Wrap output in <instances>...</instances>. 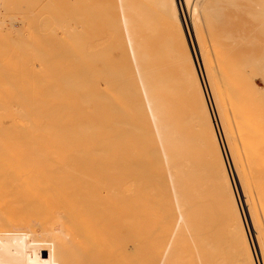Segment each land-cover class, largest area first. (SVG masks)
I'll list each match as a JSON object with an SVG mask.
<instances>
[{"label": "bare ground", "instance_id": "1", "mask_svg": "<svg viewBox=\"0 0 264 264\" xmlns=\"http://www.w3.org/2000/svg\"><path fill=\"white\" fill-rule=\"evenodd\" d=\"M49 1L0 0V264H225L221 263V259L227 264H256L248 230L243 229L244 234L240 232L239 236L237 231L227 235L223 229L219 234H205L203 231L202 221L209 228L220 224L224 226L233 215L226 218L225 214L220 213L217 218L211 216V220L200 217L195 220L198 225L186 216L187 208L207 212L208 208L227 206L239 211L234 181L228 170L226 156L222 154L224 150L219 144V132L225 141L229 165L236 174L248 213L252 204L247 176L240 164L244 157V161L249 158L248 162L245 161L249 165L245 166L250 171L247 172L254 190L260 194L259 200L264 202V116L261 114L262 117L258 118L257 115H260L258 112L264 113V110L259 111L264 102L261 98L258 102L261 95L264 98V88L259 89L260 96H256L257 103H263L261 107L256 103L259 105L257 107L255 99L251 101L247 98L249 93L258 92L253 81H248L249 84L243 81L250 90L246 89L248 94L239 85L240 90L245 91L239 97L238 93H234L233 85L238 78L232 76L243 80L240 75H236V72L227 76L229 72H223V76L227 74L228 80L232 77L230 80L235 82L232 84L227 79L222 82L223 76L217 78L219 74L214 73L217 66L212 65L216 68L213 70L211 64L215 62L211 63L208 57L211 49L213 53L211 45L216 50L221 45H216L215 41L225 38H212L217 35L219 28L218 25L214 27L212 22L218 19L215 16L222 12L220 8L223 7L213 8L224 0H217L219 3L204 0L209 4L204 6L203 12L200 11L202 17L206 13L204 21H209L203 24H211L205 27L206 32H209L207 34H210L206 38L211 42L209 51L204 36L197 32L196 20H199L197 17L200 14L197 16V10L194 9L189 10L191 14L188 16L192 21V31L199 49L197 56L200 69L207 83L211 103L198 76L197 59L193 61L184 39L178 0H157L158 9H166L168 14L165 21V17L159 19L160 23L164 25L165 22L164 28L170 26L178 30L175 38L164 36L157 39L148 35L151 32L145 34L143 23L127 21L134 18L133 14L126 21L123 17L129 24L125 25L128 27L124 26L126 29L123 25L120 27L125 35L119 29V18L122 15L118 14L117 18L116 13L121 9L120 13L123 14L124 11L128 12L125 9H129L137 11L139 15L145 9V3H141L143 0H135L136 3L130 0L132 4L127 8L125 6L129 2L127 5L124 4L125 0L120 1V4L117 2L120 9L115 10L113 6L116 3L113 0H104L107 4L115 3L113 6L101 5L102 0L101 3H95L100 0H71V9L76 18L71 17L68 26H74L73 34L75 30L79 32L80 27L94 30L96 25V29H101H97L101 32L97 34L98 39L99 36L103 39L104 31L107 33L112 27L114 30L111 32L121 30L117 33H121L123 38L116 32L114 34L117 37L110 31L108 35L105 33L107 39L109 35L115 37V40L118 38V44L117 41L113 43L112 39L108 41L113 43V54L108 55V48V51L104 49L111 57L103 56L104 51L102 55L100 52L110 43H106L104 37L105 40L100 38V41L108 45H100L91 29L88 32L93 31L95 35L91 33L93 36L90 38H93L89 41L95 39L101 49H94L90 45L94 43L92 41L87 45L88 48H84L86 53L81 56L75 55L78 53L76 50H83L82 47L74 51L73 46H69L73 57H67L62 50L61 55L58 43L62 45L61 42L68 38L69 32L64 34V38L61 37L64 30L69 29L60 27L61 31L64 30L59 33L60 28L58 30L55 26V19L48 16L52 11L48 12L49 3H52ZM180 1L186 4L187 9L191 7L190 0ZM79 3L80 15L79 10L78 13L76 11ZM94 3L101 8L103 15ZM24 7H27V11H24ZM148 8L146 11H149ZM202 8L203 5L200 10ZM216 10L221 12L217 14ZM33 12L37 16L35 20ZM249 14L248 17L254 15L258 24L237 35L244 34L245 41L251 37L248 44L253 46L255 33L264 36V3L256 6L253 15ZM80 16L82 26L77 21H80L77 19ZM156 16L148 17L152 20ZM99 17L103 19L99 20L101 23L97 21ZM106 17L116 19L120 25L117 22L116 27V21L111 22L112 19ZM104 19L111 24H106ZM96 21L99 23L95 24ZM102 22H106V28ZM147 22L151 28L153 22ZM157 29L153 25L150 31L156 32ZM229 32H226L225 41L236 40V35ZM51 39L54 40L53 45ZM50 45L56 48L53 47V62L47 56ZM222 48L226 49L225 46ZM235 48L231 46V49ZM93 49L98 50L96 52L101 58H92L98 55L94 54L96 52ZM90 50L92 53L88 52ZM222 50L214 52L217 55V51ZM228 50L231 51L226 49V52ZM263 53H260L262 57ZM246 55L237 60L245 59ZM249 55L246 57L250 58ZM261 56L260 61L264 59ZM225 58H219V61ZM248 58L244 63L253 68L252 65L256 64ZM250 59L254 61L255 58ZM224 60L223 70L227 64ZM259 64L260 73L257 69L251 70L252 73L256 70L261 74L264 83V65L262 62ZM233 67L232 64L231 71ZM239 80L238 84L241 82ZM243 95L250 102L242 98ZM252 95L250 97L255 98ZM243 99L250 105L245 104ZM224 100L233 125L227 116ZM243 105L248 107L244 108ZM214 117L220 126L218 133ZM102 134L108 137L102 138ZM217 145H220V152ZM117 170V177H120L118 180H121V185L117 180L119 187L126 184L120 188L122 191H119L116 180L113 181ZM118 194L123 198L118 197ZM259 205L261 209L264 208V204L259 202ZM157 219L161 223L158 226L160 231L164 226H171L175 231L186 230L189 225L192 233L188 232L182 237L173 233L175 239H158L155 233ZM256 228L257 225L252 224L255 236ZM259 242L256 238L260 264H264V247Z\"/></svg>", "mask_w": 264, "mask_h": 264}, {"label": "rangeland", "instance_id": "2", "mask_svg": "<svg viewBox=\"0 0 264 264\" xmlns=\"http://www.w3.org/2000/svg\"><path fill=\"white\" fill-rule=\"evenodd\" d=\"M82 1V0H81ZM80 1V2H81ZM89 1V0H88ZM93 1H95V0H93ZM103 2V4L101 3V0H100V2L98 1H95V3H101V5H104V4H107V2H105L104 0H102ZM120 1L122 2H124V0H113V2H115V3H113V2H109L107 5H110L111 4V6H113L114 4H115V6H113L114 7V10L116 9V8H118V9H120V7H118L119 5H117V2H118V4H120ZM191 1V2H190ZM190 1H188V2H190V5H191V7L193 6V8H191V7H189L188 6V9H187V7H185V3H183V2H181L180 0H178L177 2H179L180 3V5H179V3H178V14H179V17H180V21L182 22V30H183V35H184V39L186 40V44H187V47H188V51L190 52V55H191V57H192V59H193V61H195V59H197V66L199 67V69H198V67H196V69L198 70V76H199V78L201 79V83H202V85H203V90H204V93H206L205 95H206V97H207V99L209 100V103H211V101H210V97H209V94H208V92H207V83H205V78L202 76V71H201V69H200V61H199V59H198V56H197V52L199 51V49H198V44H197V40L195 39V36H194V31H192L193 29V27H192V21L190 20V14H191V10H194V9H196L197 11H195L196 12V15L197 16H199V14H200V17H197V19H199V20H196V23H197V32L198 33H201L200 35H202V36H204V40H206V43H205V45L207 46L206 48H207V50L209 51V49H211V48H213V53H211V51H212V49L210 50V52H208L209 54H208V57L212 60L211 61V63L212 62H215V63H212L211 64V66L212 65H214V66H217L215 69L216 70H218L217 72H215L214 71V73H218L219 74V76H218V74H217V78L219 79V78H221L222 76H223V72H226L227 74H228V72H229V74L227 75V74H225L224 76H232V75H234V73H236L237 72V74L236 75H240V77H241V79H243V80H239V77H237V76H232V77H236V79L238 78V80L239 81H241L240 82V84H238L239 82H237L238 80H236V83H234L233 84V82H235V80H230V81H232V84L235 86V90H234V93H236V95H237V93H238V95H239V97H240V95H242L245 91L244 90H246L247 89V87H246V85L244 84V82L243 81H247V84H249L248 83V81H253L252 83H253V85H255V87H257L258 88V92L257 91H254V93L253 92H251L253 95H255L254 97L255 98H253V97H250V95H251V93H249V88L247 89V90H249L248 92H247V90H246V92L245 93H249L248 95L249 96H247V94L245 95V96H247V98L249 97L250 98V100L252 101V100H254V102H255V104L257 103V99H256V96H257V98H258V96H260V94L259 93H261V92H259L260 90L259 89H261L262 88V90H263V88H264V83H263V81L261 80L262 78H260L261 77V74L259 75V73H260V71H259V67H260V62H262V64L264 65V57H262L261 56V54L264 52V50L262 49V48H264V36H262L261 34H259L257 31V33H255L254 34V36H255V41H253V46H251L250 44H248V41H249V39H251V37L250 38H247L248 40H246L245 41V39H243L244 38V34H240V35H237L238 34V32H240V31H242V30H244V31H249V29H250V27H252L254 24H258V21H257V19H254V15H253V11L255 10V8H256V6L257 5H261V4H263L264 3V0H230V1H228V0H224V2L222 1V3L220 2V1H217V0H215V1H217V3H219L220 2V4H215V8H213L214 10L215 9H217V8H220L219 6H221V7H223V8H220V10L222 11H220V10H216V13L218 14V11L219 12H221L218 16L214 13V15H216L215 17L216 18H218L217 20H213V21H215V22H212L213 24H214V27H215V25H218L219 26V28L217 29L218 31L216 32V34L217 35H215V36H213V35H211V36H213L212 38L214 39V40H216L217 38L219 39V37H222L223 38V36L226 38V34H228V33H226V32H229V34H232L233 36L234 35H236L235 36V38H237L236 40H234V41H230V40H226L225 41V38L224 39H222V40H218V41H215V42H213V43H215L216 45H217V43H218V46H219V44L221 45V46H219V47H216V45L214 44V46L216 47L215 49L216 50H222V49H224V48H222V46H225L226 47V49H230L231 51H227L226 52V49H224V50H222L221 52L220 51H217L218 52V54L216 55L215 54V52L214 51H216V50H214V47H212L213 45H211V48H210V45L209 44H211V42H210V40H208V39H206L207 38V36L208 35H210V34H207V33H209V32H206L207 30L205 29V27H207V25H208V23H207V25L205 26L203 23L204 22H209L207 19H206V21H204L205 19H203V18H207L206 17V13L204 14V17H202L203 16V14H201L200 13V11H202L203 12V9H204V6H206V4H209V2L208 1H202L201 2V0H190ZM194 1V2H193ZM198 1H199V3H201L202 5H203V8L200 10V7H202V5L201 4H199L198 3ZM225 1H227V2H225ZM49 2H52L51 3V5H50V3H49V9H48V12L50 11V10H52V11H50L49 13H48V16H53V18L55 19V22H54V24H55V26L58 28H66V27H68V29L69 30H67L66 31V29L64 30V29H62V31L64 30V32H63V36L61 37V38H64L66 35H64V34H68V32H69V34H68V38H65V40H63V42H61V43H63L62 45L60 44V43H58L60 46H61V48H60V50L59 51H63V54L64 55H67V57H68V55L69 56H72V54L73 53H71V52H73V51H70L71 49L69 48V46H73L72 48L74 49V51H75V49H77V48H81L82 47V51H80V49L79 50H76L77 52V55H75V56H79V54H80V56L82 55V54H85L86 52H85V50H84V48L86 47V48H88L87 47V45H89L90 44V42H92V41H89L91 38H93V37H95V39H96V37H97V39H98V32H100V31H98L97 29H100V28H97L96 29V25H95V27L94 26H92V27H94V30L93 29H91L90 27H89V29H88V27H87V30H85V28H83L82 29V27H80L81 29L79 30V28H78V31L79 32H77V30H75V34L76 35H78V36H74L75 34H73L74 33V29L72 28V27H74V26H72L71 27V25L70 26H68L69 24H70V22H69V20H70V18L71 17H74V15L75 14H73V11H72V7H71V5H70V2H71V0H53V1H49ZM90 2H92V1H90ZM127 2H129V3H127ZM134 2H135V0H134ZM145 3V5H146V3L148 4L147 6H145L144 5V3ZM203 2H204V4H203ZM207 2V3H206ZM94 3V4H95ZM128 5H127V4ZM136 3V2H135ZM141 3H143V5H144V10H143V12L142 13H139L140 11H142V10H140L138 13H139V15H137L136 13H137V11L135 12L134 10H129V9H125V10H127L128 12H122L124 15L125 14H127V17H125L123 14H121L120 12L122 11L121 9V11L119 10L117 13H116V15H118V14H120V15H122V18L120 17L119 18V15H118V17L117 18H119V21L121 22V26H119V29H121L122 28V25H123V28H125V27H128V26H125L126 24H128V22H125L126 21V18H128V17H131L132 16V14H133V17L134 18H136V20L134 19V18H130V20H128L127 19V21H131L132 23H133V20L134 21H138V22H141V23H143V29L142 30H144V32H145V34H148L149 32H151V33H149L148 35L149 36H151V37H153V38H155V39H157L158 37H164V36H171V37H173V38H175L176 36H177V34H178V30H174L172 27H170V26H168V29L167 28H164V27H166V25H165V22H163L164 23V25L163 24H161L160 22V20L159 19H161L162 20V17H165V18H163V20L165 21L166 20V16H168V14L166 15V9L164 10V9H158L159 8V6H158V3H157V0H143V1H141ZM193 3H195L194 5H195V7H194V5H193ZM229 5H228V4ZM232 5H231V4ZM54 4V5H53ZM124 4H126L127 6H125L126 8L128 7V6H130L132 3H131V1L130 0H125V3ZM124 4H122V7L124 6ZM185 4V5H184ZM198 4L200 5V6H198ZM81 5V3H79V7H77V9H76V11H77V13H78V10H79V15L82 13L81 11H80V6ZM96 6H98L97 4H95ZM100 5V4H99ZM157 5V6H156ZM234 5H236V6H234ZM241 6V7H239L238 8V6ZM51 6H52V9H51ZM83 6V5H82ZM117 6V7H116ZM148 6H150L149 8H148ZM99 7V6H98ZM121 7V8H122ZM125 7H123V8H125ZM149 9V11L147 10L146 11V9L147 8ZM217 7V8H216ZM251 7V8H250ZM83 8V7H82ZM100 8V7H99ZM122 8V9H123ZM54 9L56 10V11H54ZM151 9V10H150ZM155 9V10H154ZM212 9V10H213ZM27 11V7H24V11ZM61 10V11H60ZM100 10H101V8H100ZM99 10V11H100ZM190 10V11H189ZM199 10V11H198ZM205 10V9H204ZM213 10V11H214ZM64 11V12H63ZM71 11V12H70ZM107 11V10H106ZM108 11H109V8H108ZM156 11H159V12H157V13H155ZM188 11V12H187ZM54 12V13H53ZM70 12V13H69ZM75 12V11H74ZM81 12V13H80ZM101 12H102V10H101ZM131 12V13H130ZM145 12V13H144ZM146 12H147V14H146ZM150 12V13H149ZM187 12V13H186ZM194 12V13H195ZM199 12V13H198ZM206 12V11H205ZM208 12V11H207ZM246 12H248L247 14H251L252 13V15L253 16H251L250 14V16H251V18H249L248 16H247V14H246ZM57 13V14H56ZM104 13H106L105 11H104ZM115 12L113 11V14H114ZM157 15H155V14ZM163 13V14H162ZM211 13V12H210ZM213 13H212V15H213ZM56 14V15H55ZM68 14V16H66ZM100 14H102L103 15V12L102 13H100ZM113 14H110V15H113ZM141 14H146V16H144V15H141ZM188 14V15H187ZM58 15H60V16H58ZM70 15V16H69ZM73 15V16H72ZM104 15H106V14H104ZM116 15H114V16H116ZM134 15H136V16H134ZM150 16L151 18H153L154 16H156L154 19H152V20H150L149 18L150 17H148V16ZM207 15H208V13H207ZM64 16V17H63ZM101 16V15H100ZM107 16V15H106ZM189 16V17H188ZM66 17V18H65ZM67 17H68V20H66L67 19ZM104 17V16H103ZM111 17V16H110ZM123 17H124V20H123ZM183 17V18H182ZM194 17H195V14H194ZM195 17V18H196ZM214 17V16H213ZM35 18H37V16H36V13L35 12H33V20H35ZM65 18V20H63ZM76 17H74L73 19H75ZM107 19H109L108 17H106ZM115 18V17H114ZM235 18V19H234ZM56 19H57V21H56ZM61 19L63 20V21H61ZM77 19H80V21L79 20H77L80 24H81V26H82V24L83 23H81L82 22V17L80 16V17H78ZM102 19V17L100 18L99 17V19H97V21H99V20H101ZM110 19H112V20H110ZM109 20L112 22V21H116V19H113V18H110ZM123 20V21H121V20ZM145 19V20H144ZM158 19V20H157ZM61 22H60V21ZM103 20V19H102ZM105 20V19H104ZM140 20V21H139ZM202 20H203V22H202ZM96 21V23L95 24H97V23H99V22H97ZM106 21V20H105ZM108 21V20H107ZM106 21V22H107ZM119 21H116L115 23H116V27H117V22H118V24L120 25V23H119ZM144 21V22H143ZM147 21H150V22H153L152 23V25H150V26H152L153 27V25H154V28L155 29H157L159 26L160 27H162V29L159 27L158 29H157V33L156 32H153V31H150V29L152 30V27L151 28H149V23L147 22ZM158 22V24L157 23H155V22ZM199 21V22H198ZM254 21V22H253ZM59 24H58V23ZM62 22H63V24L64 25H66L65 27H64V25L62 24ZM69 22V23H68ZM105 22V23H106ZM137 22V23H138ZM184 22V23H183ZM101 23V22H100ZM103 23V22H102ZM105 23H103L102 25H104V27L106 28V26H105ZM111 24L110 22H107L106 24ZM114 22H113V26H114V24H115ZM148 24V26H147V24ZM161 25H160V24ZM201 25H200V24ZM57 24V25H56ZM157 24V25H156ZM61 25H63V26H61ZM99 25L100 24H98V27H99ZM129 25V24H128ZM145 25V26H144ZM156 25V26H155ZM210 26H211V24H209ZM208 25V26H209ZM86 26V25H85ZM110 26V25H109ZM125 26V27H124ZM199 26V27H198ZM202 28H201V27ZM209 26V27H210ZM70 27L72 28V29H70ZM84 27V26H83ZM100 27H102L101 25H100ZM112 27V26H111ZM121 27V28H120ZM148 27V28H147ZM157 27V28H156ZM257 28H259L258 26H256ZM59 28H58V30H59ZM61 28H60V30H59V33H60V31H61ZM76 28V27H75ZM113 28V27H112ZM112 28L109 30L110 32H111V30H112ZM146 28V29H145ZM208 28V27H207ZM245 28H247V30L245 29ZM256 28V29H257ZM93 30L94 32H95V34L93 33V31H89L88 32V30ZM102 29H103V27H102ZM109 29V28H108ZM126 29V28H125ZM161 29V30H160ZM170 29H172V30H170ZM201 30V32H199L200 30ZM204 29V30H203ZM253 29H254V27H253ZM57 30V31H58ZM72 30H73V33H72ZM97 30V31H96ZM101 30V29H100ZM114 30V29H113ZM112 30V31H113ZM117 30V31H116ZM122 30V32L121 33H123V29H121ZM121 30H118V29H115V31L114 32H111V34L113 33V35H115L114 33L116 32V34H118L117 32H120ZM149 30V31H148ZM159 30V31H158ZM209 30V29H208ZM61 31V32H62ZM83 32V33H80V32ZM108 31V30H107ZM103 32L104 33V35H103V39L101 38L102 36H99L100 38H101V40H105L106 39V43L110 40L111 41V39H112V42L113 43H115L116 41V43L118 44V38H117V40H115V37H111L110 35H109V39H107L106 38V36H105V33H106V35H108V34H110V32ZM125 31V30H124ZM127 31V30H126ZM70 32H71V34H72V37L70 38ZM97 32V33H96ZM162 33V34H160V33ZM166 32H167V35H166ZM174 32V33H173ZM202 32H204V33H202ZM211 32V31H210ZM94 34L95 36H93L92 34ZM101 33V32H100ZM121 33H119L118 35H120L121 36ZM125 33V32H124ZM123 33V34H124ZM159 33V34H158ZM171 33H173L174 34V36L171 34ZM223 33V34H222ZM152 34V35H151ZM170 34V35H169ZM207 34V35H206ZM99 35H102V34H99ZM125 35V34H124ZM148 35H146V36H148ZM161 35V36H160ZM253 35V34H252ZM79 36H81V37H79ZM85 36V37H84ZM90 36H93V37H91L90 38ZM116 36V35H115ZM206 36V37H205ZM218 36V37H217ZM239 36H241L242 38L241 39H239L240 37ZM250 36V35H249ZM104 37H105V39H104ZM117 37V36H116ZM122 37V36H121ZM121 37H119V39L121 38ZM239 37V38H238ZM246 37V36H245ZM60 38V39H61ZM73 38H75V41H76V43H78V44H76L75 43V41H74V39ZM81 38V39H80ZM100 38L98 39V42H99V44L100 45H104V46H106V45H108V44H106V43H101V41H100ZM113 38H114V40H113ZM123 38V37H122ZM69 39H72L71 41L69 40ZM77 39V40H76ZM80 39V40H79ZM83 39H85V40H83ZM95 39H94V43L96 42L95 41ZM96 39V40H97ZM221 39V38H220ZM257 39V40H256ZM57 40H58V42H60V40H59V38H57ZM69 40V41H68ZM82 40V41H81ZM241 40H243L244 42H242ZM34 41H35V43H36V34H35V37H34ZM54 40H50V43L53 45V42ZM61 41H62V39H61ZM235 41L237 42V45H236V43H235ZM66 42V43H65ZM73 42V43H72ZM89 42V43H88ZM103 42V41H102ZM190 42V43H189ZM210 42V43H209ZM241 42V43H240ZM250 42V41H249ZM68 43V44H67ZM79 43H80V46H79ZM94 43H92V44H90L91 46H93L94 47V49L96 48V49H101L100 48V46H98L97 45V42H96V44H94ZM108 43H110V42H108ZM112 43V44H113ZM232 43V48H235V46H236V48L235 49H231V46H230V44ZM235 43V44H234ZM238 43H240V45H238ZM245 43H247L248 45H246ZM256 43H258V44H256ZM259 43H261V44H259ZM66 46H65V45ZM73 44V45H72ZM75 44V45H74ZM86 44V46H84ZM111 43H110V47L109 46H106L105 48H103V50L102 51H100L101 52V55H102V52H103V56H107V57H111V56H108V55H111V54H113V51H112V49H114V48H112L113 47V45H112ZM191 44H192V46H191ZM52 45H50V50H49V52L47 53V56L51 59V61L53 62V57L55 56V54H54V48L52 47ZM95 45H97L98 47H96ZM111 45H112V47H111ZM204 45V46H205ZM227 45H229L228 47H227ZM243 45V46H242ZM63 46H65L66 48H64V49H62L63 48ZM84 46V47H83ZM90 46V47H91ZM103 46V47H104ZM209 46V47H208ZM240 46V47H239ZM68 47V48H67ZM93 47H91V48H93ZM220 47L222 48V49H220ZM85 48V49H86ZM107 48H108V50H107ZM111 50H110V49ZM66 49H68V51L66 50ZM92 50V51H98V50ZM106 51H108V52H110V53H108V52H106ZM55 50H56V48H55ZM66 50V51H65ZM192 50H194V52L192 51ZM261 50H263V51H261ZM62 51H61V55H63L62 54ZM65 51V52H64ZM79 51H80V53H79ZM87 51V50H86ZM92 51L90 50V51H88L89 53H92ZM252 53H251V52ZM68 52V53H67ZM84 52V53H83ZM99 52V53H100ZM216 52V53H217ZM220 52V53H219ZM222 52H223V54H222ZM229 52V54H227ZM231 52V53H230ZM250 52V53H249ZM94 53V52H93ZM107 53H108V55H107ZM244 53H246V54H244ZM261 53V54H260ZM95 55H97L98 54V52H96V53H94ZM93 54V55H94ZM194 54V55H193ZM213 54V55H212ZM214 54L218 57V58H215L214 57ZM221 54V55H220ZM228 56H227V55ZM251 54H253V55H251L253 58H255L254 59V61H253V59L251 60L250 58H252L250 55ZM101 55L100 54H98L97 56H92V54H90V57L92 56V58L93 57H98L97 59H99V58H101ZM223 55H225L226 56V58H225V56H223ZM242 55H246V56H248L249 55V57L250 58H248V57H244L245 59L246 58H248L249 59V61H252L253 62V64L255 63L256 65H252V67L253 68H249V67H247L246 65H245V63L247 62V60H245V59H242L243 57H242ZM261 56V59H263V60H261L260 61V56ZM263 55H264V53H263ZM74 56V57H75ZM195 56H196V58H195ZM213 58H212V57ZM259 56V57H258ZM73 57V56H72ZM240 57H242L240 60H237L238 58H240ZM91 58V59H92ZM219 58H225V60H224V62L226 61V63L228 64L229 62H227V61H230V60H232V61H235V59L237 60V61H235V63L234 62H232V61H230L231 63H229L228 64V66H230V67H228L227 66V64L225 65V64H223V65H225L224 67H225V70H223V66H222V63H223V60H220L219 61ZM234 60H233V59ZM218 59V60H217ZM228 59V60H227ZM230 59V60H229ZM259 62H258V61ZM240 61H241V63H240ZM246 61V62H245ZM196 62V61H195ZM245 62V63H244ZM196 64V63H195ZM232 64L234 65V67L232 68L233 70V72L230 70V68L232 67ZM259 64V65H258ZM98 66H100V65H98ZM227 66V67H226ZM245 66V68H243ZM256 66H258L257 68H256ZM264 67V66H263ZM55 68V67H54ZM214 68H213V66H212V69L214 70ZM229 68V69H228ZM240 68V69H239ZM241 68H243L242 70H241ZM261 68V67H260ZM99 69H101V67L99 68ZM235 69H237V71L235 70ZM249 69V70H248ZM251 69H257L258 70V72L256 71V70H253V73H252V70ZM67 71L69 70L70 71V69H66ZM238 70L240 71L239 73H238ZM242 71V72H241ZM246 71V72H245ZM250 71V72H249ZM245 72V74L242 76V73H244ZM255 72V73H254ZM256 72H257V74H256ZM231 73H233V74H231ZM249 73V74H248ZM231 74V75H230ZM249 76H248V75ZM251 74H253V75H256V76H258V77H253V75H251ZM252 77H251V76ZM221 76V77H220ZM223 76V77H224ZM222 77L221 79H222V82L223 81H227L228 80V77ZM245 76H247V77H245ZM242 77H244V78H247V79H244V78H242ZM252 78L251 80H250V78ZM249 78V79H248ZM223 79H225V80H223ZM227 79V80H226ZM203 80V81H202ZM228 80V81H229ZM239 85H242V87L243 88H245L244 90H240V88H241V86H239ZM239 87V88H238ZM237 88V89H236ZM233 89H234V87H233ZM239 89V90H238ZM206 90V91H205ZM237 90H238V92H237ZM261 90V91H262ZM242 91H244L243 93H241ZM239 92L241 93V94H239ZM259 95H258V94ZM244 95L243 96H241L242 98H244L245 99V97H244ZM252 95V96H253ZM236 97H238V96H236ZM238 97V98H239ZM241 98V99H242ZM246 98V99H247ZM251 98H253V99H251ZM260 98H261V100L264 102V98H263V96L261 95L258 99V102L259 101H261L260 100ZM263 98V99H262ZM240 99V100H241ZM243 99V100H244ZM245 99V100H246ZM239 100V101H240ZM245 100H244V103L246 104L247 102H245ZM248 101H249V99H247ZM246 100V101H247ZM225 101V105H226V107H225V109H226V113H227V116L229 117V120H230V122L232 121V116H230V112H229V109H228V107H227V102H226V100H224ZM240 102H242V101H240ZM250 102V101H249ZM242 104H243V102H242ZM244 104V105H245ZM249 103H247V105H248ZM257 104H259V103H257ZM255 105V106H257V107H259V105H260V107H261V105L263 104V103H261V104H259V105ZM243 105V107L245 108L246 106H244ZM250 105V104H249ZM210 107H211V104H210ZM248 107V106H247ZM253 108H255V110H256V107H253ZM262 108H264V106L262 105V107H261V109H259V111L261 110H264V109H262ZM257 112H258V110H256ZM211 112H212V108H211ZM258 113H260V115L262 114L263 116H264V113H262V112H258ZM212 114H213V112H212ZM258 115V118L260 117H262V115L260 116L259 114H257ZM214 125H215V130L217 131L216 133H218L219 132V130H220V126H219V124H217V121H216V119H215V117H214ZM232 123V125H233V121L231 122ZM260 125L262 126V122L260 123ZM105 130H108V128L107 129H105ZM104 131V130H103ZM109 132V131H108ZM102 133H107V132H102ZM111 134V133H110ZM105 135L106 134H104V136H103V134H102V138L104 137V138H106V137H108V136H106L105 137ZM108 135V134H107ZM218 138H219V144H221V147H222V149L225 151H223L222 152V154H224V156H226V160H227V164H228V170H229V173H231V178H233V181H234V192H236V195L238 196L237 198H238V204L240 205L239 206V211H237V210H235L234 208H231V207H227V206H216L215 208H212V209H210V208H208V211L207 212H203V210L202 209H200L199 211L198 210H194V209H190V208H187V210H186V216L189 218V220L190 221H192V220H194V222H195V220L196 219H199L200 217L202 218V217H208L210 220H211V216H215L216 218L219 216V214L220 213H223V214H225V216H226V218H227V216L228 215H233V218L232 219H230L229 221H227V222H225V225L223 226L222 224H220V225H215V227H212V226H210V228L209 227H207V225H206V222L205 221H202L201 223H202V226H203V231L205 232V234H219L220 233V231L223 229L225 232H226V234L227 235H231L232 234V232H234V231H237L238 232V236H239V233L240 232H242L243 234H244V230L243 229H245V230H248L247 232H248V236H249V241H250V243H251V245H252V249L254 250L253 251V253L255 254V257H257V258H255L254 257V259H257V260H255L256 262V264H260V258L258 257V249H257V247H256V238L258 239V240H260V242L259 243H261L262 244V246L264 247V208L263 209H261L260 207V205H259V202H260V204H264V202H262L261 200H259V195L257 194V190H254V185H253V182H252V179H251V177L248 175V172H250L249 170H248V166H245V164H247V163H245V161H247V159H249V158H247L245 161H244V159H245V157L243 158V160H241V162H243V163H240L241 165H242V168L244 169V173H246V176H247V184H248V192L250 193V198H251V204H252V206L250 207V209H249V211H250V213H248V211H247V208H246V206H245V198L243 197V194H242V192H241V190H240V187H239V184H238V180H237V178H236V174L233 172V170L231 169V165H229V157H228V154H227V152H226V145H225V141L223 140V136L221 135V133L219 132L218 133ZM106 140V139H105ZM218 146V149H219V152H220V145H217ZM242 150V149H241ZM242 152V151H241ZM240 152V154H242V157H243V152L241 153ZM244 156H245V154H244ZM242 157H241V159H242ZM222 158H223V156H222ZM248 162V161H247ZM247 165H249V163L247 164ZM247 168V170H246V168ZM120 171V170H119ZM248 171V172H247ZM117 173H115L116 175V177L117 176H119V175H117L118 174V170L116 171ZM114 176V175H113ZM114 176V177H115ZM116 177H115V179H113V181L114 180H116V182L115 183H117V180L120 178V177H117V179H116ZM119 181V180H118ZM121 181V180H120ZM120 181L118 182L120 185H121V183H120ZM122 182H124V181H122ZM118 183H117V185H118ZM123 184V183H122ZM120 185H118V188L120 189L121 187H124V185H126V184H124V185H122L121 187H119ZM123 189V188H122ZM119 191H122L121 189L119 190ZM121 194V193H120ZM122 194H125V193H123L122 192ZM127 195V194H126ZM125 196V195H124ZM118 197H121V198H123V196H120L119 194H118ZM126 198V197H125ZM244 202V203H243ZM227 207V208H226ZM223 209V210H222ZM220 210V211H219ZM253 210V211H252ZM219 211V212H218ZM236 212L238 213V216L237 217H235V215H236ZM243 214V215H242ZM249 214H250V216H249ZM242 215V216H241ZM250 217V218H249ZM173 218H174V215H173ZM229 219V218H228ZM250 219H251V221H250ZM197 225L199 224V223H197V222H195ZM161 223L159 222V220L157 219L156 220V230H155V233H156V235H157V238L158 239H163V240H170V239H175L174 238V235H173V233L174 234H177V235H180L181 237L182 236H186L187 235V233L189 232V233H192L191 232V230H190V226L188 225V227H187V229L186 230H181V231H175V230H173L172 228H171V226H164L163 227V229H162V231H160V229H158V226L160 225ZM252 224L253 225H257V228H256V230H257V236H255V233H254V231L252 230ZM220 226H222V227H220ZM220 227V228H219ZM225 228H227V229H225ZM187 231V232H186ZM230 232V233H229ZM165 233H167V235L165 234ZM233 238V237H232ZM172 244H176L175 242H171ZM240 253H241V251H239ZM222 258V257H221ZM225 263V264H227V262L226 261H224L223 259H221V263Z\"/></svg>", "mask_w": 264, "mask_h": 264}]
</instances>
